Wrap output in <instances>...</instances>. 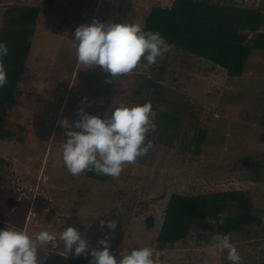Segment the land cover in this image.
I'll return each instance as SVG.
<instances>
[{"label":"rangeland","instance_id":"rangeland-1","mask_svg":"<svg viewBox=\"0 0 264 264\" xmlns=\"http://www.w3.org/2000/svg\"><path fill=\"white\" fill-rule=\"evenodd\" d=\"M172 1L57 0L50 10L44 11L27 62V76L20 83L23 90L17 97L21 99L11 110L9 127L16 129L20 124L42 121L45 126L39 128L44 134L34 139L40 143L48 137L47 148L45 153L40 152L28 141L19 142L16 135L10 141L0 139V155L14 159L10 165L0 163V221L7 223V228L25 230L33 238L44 230L56 236L52 247L39 250V262L52 250L75 255L74 249L68 253L59 239L64 228L75 227L93 248L102 249L98 241L108 237L117 259L120 251L150 247L153 258L162 264H225L226 261L232 264L227 259V250L221 252L215 247L216 241L203 236L217 235L216 222L208 219L186 242L164 248H159V226L168 195L173 192L198 194L243 188L249 191L253 212L261 216L262 224L251 225L249 235L244 230V235L235 233L231 239L242 257L241 264H264V166L255 168L242 161L233 162L237 158L235 154L243 152L258 156L264 163V49H253L244 73L237 77L228 76L224 68L212 66L197 55H183L175 47L157 60L158 64L165 60L172 63L173 84L178 91L189 95V104L183 108L186 118L195 123L199 118L200 126L207 127L221 140V148L201 156L169 143L154 144L146 156L125 165L118 179L107 176L104 181L90 179L85 174L73 176L63 164L65 137L59 120L80 119L77 113L81 108L106 118V114L120 105L132 107L139 98L147 96L145 91L136 92L141 81L138 75L144 73L142 69L111 80L101 67L87 69L78 64L70 47L77 27L91 24L94 18L104 23L142 25L152 4L170 5ZM252 2L247 0L248 4ZM10 3L26 5L41 0H0V18ZM69 4L89 14L88 17L82 21V16L68 13L65 7ZM209 93L216 96L205 99ZM169 97L175 98L172 92ZM12 196L19 202L25 198L27 203L21 205L24 208L28 201L33 206L30 218L24 214L29 222L22 227L11 223L6 210ZM142 200L146 206L140 204ZM233 208L222 217L237 212L235 205ZM100 220H116L118 226L110 230L101 227Z\"/></svg>","mask_w":264,"mask_h":264},{"label":"trees","instance_id":"trees-1","mask_svg":"<svg viewBox=\"0 0 264 264\" xmlns=\"http://www.w3.org/2000/svg\"><path fill=\"white\" fill-rule=\"evenodd\" d=\"M56 3L57 0H41V3L26 5L10 3L4 7L0 18V42L6 43L9 49L8 55L3 58L9 82L0 89V139L10 141L16 135L19 142L28 141L43 153L49 138L39 137L42 140L40 143L34 138L44 134L39 126H45V123L40 121L32 122V125L20 124L16 129H12L9 127V116L21 99L17 95L22 93L23 88L18 85L27 76V62L39 21L44 11L50 10ZM70 5L65 7L68 13L75 12L79 17L82 16V21L88 17L89 14L79 12V9ZM142 26L144 30L161 33L167 43L182 50L183 55H197L210 61L212 66L224 68L228 76L237 77L244 73L253 49H264V0H254L249 4L247 0H173L170 5L152 4ZM171 64L165 60L161 64L156 62L155 65H148L142 59L135 69L144 70V73L138 75L141 81L136 87V92L147 93L146 97L139 98L137 105L150 102L153 107L152 120L157 125V130L150 133L146 141L151 140L153 145L169 143L189 154L207 156L221 148L223 143L207 127L200 126L199 118H196V123L186 118L187 112L183 108L189 104V95L182 93L185 91H178V87L173 84L175 73L170 68ZM147 72L150 74L147 75ZM171 92L175 96L172 100L169 97ZM213 95L209 93L205 99ZM177 103L181 107H177ZM217 128L222 130L220 126ZM17 131L21 133L18 134ZM218 145L220 146L217 147ZM235 156L237 158L234 163L242 161L255 168L264 166L258 156L243 152L236 153ZM13 160L0 155V163L10 165ZM84 174L93 180L104 181L107 177L90 171H85ZM162 196L166 194L163 193ZM13 201V198L10 199L6 208L10 221L17 227L23 226L27 208L22 207L23 204L13 208ZM144 203L142 200L140 204L146 206ZM234 205L237 212L222 217L223 213L234 209ZM253 206L249 191L243 188L219 189L198 194L173 192L168 195L161 214L159 248L186 242L190 234L203 227L208 219L216 222L217 234L244 235L245 230L249 235L252 231L251 225L262 224L261 216L253 212ZM6 224L0 221V230L4 229ZM212 234L205 236L200 233V236L203 235L210 241L214 236ZM64 253L62 250H52L39 264H90L92 260L91 255L76 257L66 256ZM225 264L229 263L226 261Z\"/></svg>","mask_w":264,"mask_h":264},{"label":"clouds","instance_id":"clouds-1","mask_svg":"<svg viewBox=\"0 0 264 264\" xmlns=\"http://www.w3.org/2000/svg\"><path fill=\"white\" fill-rule=\"evenodd\" d=\"M70 47L75 51L78 64L85 65L87 69L101 67L111 80H115L132 73L142 59L148 65H155L158 58L162 59L173 46L161 33L144 30L140 24L104 23L94 18L91 24L77 27ZM8 53L7 44L0 42V89L9 82L3 64V58ZM152 112L150 102L132 107L122 104L106 114V118L81 108L77 113L80 119L74 122L66 117L59 120L58 124L64 129L62 160L67 171L73 176L90 171L118 179L125 165L136 163L153 148V142L146 141V137L157 130ZM100 225L115 230L118 222L100 220ZM55 239L56 236L46 230L33 238L25 230L5 227L0 230V264H39V250L52 247ZM59 239L68 253L74 249L76 257H87L90 253V264H162L153 258L150 247L120 251V258L117 259L111 251L108 237L98 241L102 249L93 248L75 227L64 228ZM212 239L221 252L227 250V259L232 264H241L242 257L232 242L231 234H217Z\"/></svg>","mask_w":264,"mask_h":264},{"label":"crops","instance_id":"crops-1","mask_svg":"<svg viewBox=\"0 0 264 264\" xmlns=\"http://www.w3.org/2000/svg\"><path fill=\"white\" fill-rule=\"evenodd\" d=\"M45 188H46V187H45ZM46 189H47V188H46ZM46 189H45V190H46ZM47 190H48V189H47ZM48 191H49V190H48ZM49 192H50V191H49ZM12 198H13V200H14L13 203H15V204H13V205H14V206H13L14 208H16V206H17L18 204H24V201H27L25 198H24L23 200H21V202H19L17 199H16V201H15V198H14L13 196H12V197H9V200L12 199ZM26 203H27V202H26ZM26 203H25V204H26ZM29 203H30V205H29ZM31 210H33V206H31V202L28 201L27 213H26L28 216L31 215V213H30ZM35 212H36V211H35ZM36 214H37V212H36ZM28 216H27V217H28ZM28 218H29V217H28ZM28 218L24 221V225H25L27 222H29V221H28V220H29ZM26 221H27V222H26ZM24 225H23V226H24Z\"/></svg>","mask_w":264,"mask_h":264},{"label":"built area","instance_id":"built-area-1","mask_svg":"<svg viewBox=\"0 0 264 264\" xmlns=\"http://www.w3.org/2000/svg\"><path fill=\"white\" fill-rule=\"evenodd\" d=\"M40 175H44V173H41ZM45 178H46V177H45ZM45 182H46V181H45ZM33 214H34V215L36 214L35 210H34ZM28 217L30 218L31 215H29Z\"/></svg>","mask_w":264,"mask_h":264},{"label":"bare ground","instance_id":"bare-ground-1","mask_svg":"<svg viewBox=\"0 0 264 264\" xmlns=\"http://www.w3.org/2000/svg\"><path fill=\"white\" fill-rule=\"evenodd\" d=\"M257 91V90H256ZM119 238V237H118Z\"/></svg>","mask_w":264,"mask_h":264}]
</instances>
